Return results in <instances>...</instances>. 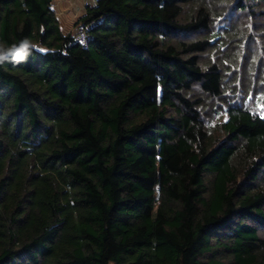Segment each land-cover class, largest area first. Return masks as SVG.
Returning a JSON list of instances; mask_svg holds the SVG:
<instances>
[{"label": "trees", "instance_id": "1", "mask_svg": "<svg viewBox=\"0 0 264 264\" xmlns=\"http://www.w3.org/2000/svg\"><path fill=\"white\" fill-rule=\"evenodd\" d=\"M52 1L0 0V264H264V0Z\"/></svg>", "mask_w": 264, "mask_h": 264}, {"label": "rangeland", "instance_id": "2", "mask_svg": "<svg viewBox=\"0 0 264 264\" xmlns=\"http://www.w3.org/2000/svg\"><path fill=\"white\" fill-rule=\"evenodd\" d=\"M85 10V9H84ZM70 15L69 14H65L64 16H61V18H59L60 20V24H61V27L63 28V31L65 28H68V31L67 32H73L75 34V22L76 20H72V19H68ZM257 54H261L260 52H257ZM264 54V53H263ZM262 55V54H261ZM264 57V56H263ZM253 72L252 73H249L250 76H252ZM260 78V77H259ZM242 79H245L244 77V74H242ZM261 81H264V77H261V79H259ZM236 83H239L240 81H235ZM261 84L264 82H260ZM229 93L226 94L227 97H230ZM235 96H233V100L234 99H237L239 102V99H241V96H242V92L241 91H237L235 90V93H234ZM231 98V97H230ZM254 100V98H253ZM251 96L249 94H247L246 98H245V104H247L248 106H252L253 105V101ZM253 111L257 112L259 114V116H261L262 118H264V100L261 102V103H258L254 109H252ZM227 119V115L224 113L220 116V118L218 119V121H225ZM215 121H217V119L214 117L212 119V122L211 123H214Z\"/></svg>", "mask_w": 264, "mask_h": 264}, {"label": "crops", "instance_id": "3", "mask_svg": "<svg viewBox=\"0 0 264 264\" xmlns=\"http://www.w3.org/2000/svg\"><path fill=\"white\" fill-rule=\"evenodd\" d=\"M95 0H53L52 8L57 14L58 18L69 14L68 19L77 20L84 14V9L87 5H92ZM68 28L64 29L67 32Z\"/></svg>", "mask_w": 264, "mask_h": 264}, {"label": "built area", "instance_id": "4", "mask_svg": "<svg viewBox=\"0 0 264 264\" xmlns=\"http://www.w3.org/2000/svg\"><path fill=\"white\" fill-rule=\"evenodd\" d=\"M75 39L81 46H86L88 41V35L86 29L83 26H77L75 29Z\"/></svg>", "mask_w": 264, "mask_h": 264}, {"label": "clouds", "instance_id": "5", "mask_svg": "<svg viewBox=\"0 0 264 264\" xmlns=\"http://www.w3.org/2000/svg\"><path fill=\"white\" fill-rule=\"evenodd\" d=\"M23 48H25V49H27L28 48V46H29V43H28V41H23L22 42V45H21ZM8 57H7V55H5V54H0V62H3L4 60H6ZM12 59H14V60H19L20 59V57H17V56H13L12 57Z\"/></svg>", "mask_w": 264, "mask_h": 264}]
</instances>
